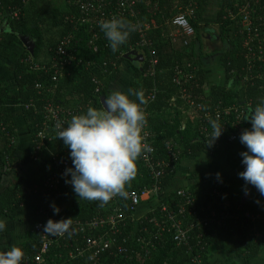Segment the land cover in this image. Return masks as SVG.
I'll list each match as a JSON object with an SVG mask.
<instances>
[{
    "label": "trees",
    "instance_id": "1",
    "mask_svg": "<svg viewBox=\"0 0 264 264\" xmlns=\"http://www.w3.org/2000/svg\"><path fill=\"white\" fill-rule=\"evenodd\" d=\"M244 1L250 2L231 0L216 10L218 36L215 37L207 34L208 29L204 26L208 24L202 22V16L208 9V0H158L156 3L152 0H133L131 11H134L136 16L126 14L120 19L132 24L138 19L141 24H154H150L151 27L144 30L143 38L135 28L127 42L113 53L99 26H91L90 23L77 19L80 12L72 4V0H0V60L7 62L16 55L12 71L17 87L16 97L26 130L33 139V147L39 144L36 132L40 117L34 115L32 110H25L24 105L32 100L40 109L44 95L35 88V85L36 83L53 85L50 83L53 70L51 68L33 70L25 59L31 56L33 62L49 65L52 63L51 58L59 41L69 38L70 44L62 58H72L61 70L63 75L56 84L55 97L58 100L67 104L82 105L83 111L80 114L86 112L90 106L96 109L103 108V98L115 91L110 86L123 62L132 65V74L128 71L127 75V90H143L147 100L148 95L154 94V99L148 100L147 105L143 106L145 126L149 130L152 145L165 161L167 143H176L180 150L174 170L161 180V191L171 187L176 169L185 159H195L202 155L212 157L224 155L229 166L235 168L238 173L243 171L245 166L238 156L230 152L233 145L228 141L231 134H237L238 139L240 137L233 126L235 115L226 116L222 111L232 104L243 106L245 110H254L260 100L264 99V54L262 60L253 59L252 51L257 47H253L251 51L243 45L244 36L239 32V24L223 17ZM111 2L114 5L116 0ZM252 3L256 4L253 5L255 10L262 8L264 11V0L257 3L253 0ZM186 8L193 9L188 21L194 33L185 37L187 43L184 44L181 37L170 36L169 20ZM14 10L18 15L11 18L10 14ZM260 34L264 36V24L260 27ZM20 36H25L33 42V55L24 47ZM208 38H213L215 42H212L213 40L208 42ZM143 39L146 41L144 45L141 44ZM213 43H216L212 45L214 47L209 46ZM93 45L96 46V50H93ZM41 47L46 56L38 61ZM205 48L208 50L204 51ZM215 55L219 58L222 81L206 87L203 61L204 59L206 62L210 61ZM151 59H156L152 74ZM186 62H192L197 66L191 72L193 77L181 78L180 84L175 86L171 81L174 76L173 69L177 65L181 68ZM183 71L186 72L185 69ZM246 74H250L251 78L245 79ZM93 77L101 82L102 89L99 92L94 91V86L90 82ZM120 89L121 92H125L123 91L125 88ZM7 93V83L0 78V174L13 172L17 163L16 153L18 149L25 147V143L19 140L11 111L5 105ZM130 99L136 98L130 96ZM85 104H88L87 108L84 107ZM181 110L189 112V116L194 117V119L190 117L183 127ZM216 111L221 114L219 118L213 115ZM198 112L208 113L210 119H216L221 126L224 125L222 134L211 146L199 136ZM245 124L248 126L247 129L251 128L250 120L244 119L241 127L243 128ZM207 127L211 128L209 122ZM244 130L246 128H243L242 132ZM51 144L56 145L55 149L48 154L44 163L32 176L9 183L0 193V213L9 218H14L22 212L39 217V210L48 212L50 209L53 210V203L56 205L60 200H67L70 204H66L59 213L51 216V219L60 221L69 218L72 226L74 220L103 216L111 205L110 201L101 207L98 201L80 199L74 194L72 187L63 184L66 179H62V183H54L55 188L49 186L51 175L54 172L59 173L58 165L52 164L51 155L54 153L57 158H63L65 153H69V149L63 144L62 139L55 137L43 150L34 152L32 148L31 154L34 160L38 159ZM190 177H193V184L183 188L192 193L197 212L194 217L186 215L181 217L183 224L181 226L187 232L186 246L176 244L173 239L174 231L168 227L169 225L163 230L159 227L146 226V222L143 221L135 228L127 219L120 224L115 233L108 228L100 231L99 234L107 233V240L112 243L107 250L95 256L97 263L191 264L194 256H200L202 264H212L211 254L220 251L231 253L232 259L228 264H247L255 259L264 248V222L252 218L264 213V200L260 196L257 199L255 187L246 185L240 177L242 194L235 197L229 184L221 177L220 179L211 176L201 177L198 174H191ZM151 183L152 180L144 170H141L136 172L134 179L127 183L125 188L130 185L133 190H139L143 186H150ZM246 188L249 196L248 199L242 200L241 196L245 194ZM74 197L78 202H73ZM182 201L181 197L176 196V192H172L163 197L160 203L163 202L175 209ZM207 203H211L215 220L203 227L202 219L205 212H200L199 207ZM139 210L144 211L145 208L140 207ZM246 213L249 217L245 216ZM147 214L148 212H145L144 215ZM34 225L35 220L16 245L24 253L22 264L25 258L29 259L40 247V235L35 231ZM81 235L70 236V240ZM68 237L67 234L60 237V245ZM78 244L82 246L81 242ZM61 247L50 248L45 264H91L85 258L69 257L68 251ZM143 248L149 253H142ZM85 255L89 256V252Z\"/></svg>",
    "mask_w": 264,
    "mask_h": 264
},
{
    "label": "built area",
    "instance_id": "2",
    "mask_svg": "<svg viewBox=\"0 0 264 264\" xmlns=\"http://www.w3.org/2000/svg\"><path fill=\"white\" fill-rule=\"evenodd\" d=\"M152 1L156 3L158 0ZM252 1L253 0L240 3L232 10L228 11L223 17L239 24V32L244 36L243 45L247 46L251 51L253 50V47H257L255 51H252L253 59L262 60L264 54V36L260 34V27L264 24V11L261 10L262 8L259 10L256 8L257 10H255V6L253 5L256 4L252 3ZM258 1L259 0H255L256 3ZM133 3V0H116L114 5L111 0H72V4L75 5L80 12V16L77 19L86 21L90 23L91 26H99V23L103 20L112 18L120 19L125 17L126 14L136 16V13L131 11ZM192 13L193 9L186 8L182 13L169 20V24L172 27L170 36L174 38L181 37L184 44L187 43L185 37L194 33L193 27L188 21ZM17 15L18 12L14 10L11 12L10 17L16 18ZM139 21V19L135 20V24L133 25H135V28L142 36L141 38H143L144 30L149 29L151 27L150 24L154 23L141 24ZM145 43L146 41L143 39L141 44L144 45ZM68 44H70L69 38H63L59 41V44L55 49V54L51 58L52 63L49 65L33 62L31 56L25 59V62L30 64L33 70H48L49 68L53 70V73L50 76V83L53 85H42L41 83H36L35 85V88L44 95L40 109L34 105L32 100L24 105L25 110H32L34 115L38 116V118L40 117L38 119L36 132V138L39 140V144L33 147L34 152L43 150L45 146L47 147L48 142L53 141V139L57 137L58 124L61 127H66L73 115H79L83 111L82 105L78 103L67 104L55 97L56 84L63 75L61 70L70 63V59L72 58H62V56L65 55V49ZM92 48L93 50H96L95 45H93ZM155 65L156 59H151V74V70H153ZM196 68V64L192 62L184 63L181 68L179 65L175 66L173 69L174 76L171 80L172 84L175 86L179 85L181 78L191 79L193 77L191 72ZM184 69L186 72L183 71ZM246 75L245 79L251 78L250 74ZM90 82L94 86L95 92H99L102 89L99 79L93 77L90 79ZM147 98L150 101L153 100L154 94L148 95ZM84 107L87 108L88 104H85ZM197 110L199 109L197 108ZM245 112L246 110L243 106H237L236 104L229 105L222 111L226 116L232 114L235 115L233 126L236 128L238 134L242 133L243 128L241 125L244 119L243 117L241 118V116L244 115ZM213 115L216 116V118H219L221 114L216 111ZM197 119L199 136L209 142L208 138H210L212 129L207 127V123L209 122L210 115L208 113L198 112ZM222 127L224 128V125ZM141 135L144 143L150 150L143 152L136 160V172L144 170L146 175L152 180L151 185L143 186L139 190H133L130 185H127L125 188L127 193L126 197H113L110 200L111 205L108 206L103 216L92 217L85 220H74L70 230L73 231V235H82L76 236L73 240H70L71 237H68L62 245H60L59 241L62 236L53 237L43 232L44 225L49 219H51V215L49 214L51 209L48 212L39 210V219L35 221L34 229L40 235V247L33 256L29 259H24V264H27L28 262L31 264H45L47 254L52 246H56V248L62 246L68 251L69 257H81L89 260L91 264H98V260H96L95 256L98 253L107 250L112 243L107 240V233L99 234L100 231L108 228L109 231L115 233L118 231L120 224L127 219L134 224L135 228L139 226V224H142L143 221L146 222V226L159 227L163 230L169 225L168 227L174 231L173 239L176 244L187 245V232L184 231L181 226L183 225L181 217L185 215L188 217H194V215H196L197 206L195 205V199L193 198L192 193L183 187L173 191L176 192V196L181 197L183 200L182 204L177 205L175 209L168 207L163 204V202L160 203V200H162L163 197L170 194L169 189L161 191L160 183L167 173L174 170L180 154L179 147L176 143H167L165 146V156L167 161H165L163 157H161V154L158 155L156 153L155 148L152 145V140L149 138V130H147L145 125L143 126ZM237 138V134H231L229 135L228 141L233 143ZM53 154L51 155L52 164L58 165L57 172L59 173L56 174L54 172L51 175L49 178V186L55 188L56 185L54 183H62V179H70V173L67 176L63 175V173L66 168L72 166V162L69 153H65L63 158H57V156ZM48 164L45 165V168L48 167ZM49 166H51V164H49ZM63 176L65 177L62 178ZM63 184L72 187L70 183H65V181ZM255 194L257 199L259 198L258 196H260V198L264 200V196H261L258 191H256ZM140 207L145 208V210L140 211ZM199 211L205 212V217L202 219L203 227H206L215 220V213L211 208V203L200 206ZM145 212H148V214L144 215ZM245 216L249 217V214L246 213ZM252 218H257L264 222V213L252 216ZM84 233H89V235H85ZM73 235L71 236L73 237ZM79 242L82 243V246H79ZM92 249L94 250L93 252ZM88 252L89 256L85 257V254ZM142 253L148 254L149 251L143 248ZM191 264H202L200 256H194L191 259Z\"/></svg>",
    "mask_w": 264,
    "mask_h": 264
},
{
    "label": "clouds",
    "instance_id": "3",
    "mask_svg": "<svg viewBox=\"0 0 264 264\" xmlns=\"http://www.w3.org/2000/svg\"><path fill=\"white\" fill-rule=\"evenodd\" d=\"M99 28L113 53L135 31V25L117 18L101 21ZM130 96L136 99H130ZM147 103L143 90L129 89L127 94L115 90L103 98V108L90 106L83 114L73 115L66 127L57 125L56 138L62 139L69 149L72 162V166L63 173L65 176L71 174L65 183L72 185L78 198L98 201L103 207L115 196L126 197L125 186L136 175V160L150 150L141 135L146 124L143 106ZM242 117L250 120L251 128L247 129L245 124L243 128L246 130L232 143L234 146L240 140L246 146V151L240 153L245 168L238 175L246 185L255 187L264 196V99L254 110H246ZM209 124L212 132L207 144L211 146L222 134L223 127L216 119H210ZM216 176L220 179L219 172ZM52 208L54 213H59L60 209L54 203ZM4 228V222L0 221V231ZM70 229L69 218L60 221L49 219L43 232L53 237L65 234L70 237L73 235ZM23 256L21 248L12 246L0 253V264H22Z\"/></svg>",
    "mask_w": 264,
    "mask_h": 264
},
{
    "label": "crops",
    "instance_id": "4",
    "mask_svg": "<svg viewBox=\"0 0 264 264\" xmlns=\"http://www.w3.org/2000/svg\"><path fill=\"white\" fill-rule=\"evenodd\" d=\"M230 1L231 0H208V9L202 16V22H206L208 24L207 26H204L205 29L217 32L216 10H218L222 6H225ZM202 22L200 23L201 25H203ZM170 28L172 30L171 26ZM215 44L216 43H213L212 45ZM15 59L16 55L8 59L7 62L4 60L3 65H0V78L7 83L8 93L5 105L7 109L11 111L13 121H15L18 130L19 140L25 143V147H21L16 153L17 163L14 167L13 172L9 174H0V193L7 187L9 183L32 176L37 171V169L44 163V160L48 157V154H50L56 147L55 144L49 145V147L45 150V152H43V154L38 159L34 160V158H32L31 156L33 148V139L26 130L25 122L22 118L21 107L18 102V98L16 97L17 87L12 72ZM219 65V58L216 55L212 57L210 61L207 60L206 62L204 59L202 67L205 72L206 87L211 84L219 83V81H222ZM131 68L132 65L128 63L123 62L121 64L119 73L115 76L113 83H111L110 87L112 90L121 91L120 88L123 87L125 88V90L123 89V91H125L124 93H128V85L126 86L128 80L127 75L128 71H131ZM130 73L132 74V71ZM124 77H126V81L124 80ZM181 114L183 115L181 119L182 127L184 126L185 122L190 119V117L194 119L193 115L189 116V112L187 113L184 110H181ZM26 144H28V146ZM243 151H246V146L241 144L240 140H238L237 142H235V145L231 148L230 152H232V154H234L236 157L238 156L239 159L242 160L240 153ZM30 157L32 159H30ZM218 159L219 158H216L214 156L212 157L202 155L195 159H185L180 162L178 168L176 169L172 185L169 188V193H172L180 187L192 185L194 180H192L193 177H190L191 174H198L201 177H217L216 173L219 172L220 177L223 178L226 183L229 184L231 190L233 191V195L235 197L241 195V179L238 175L237 170L229 166L226 161L220 162L218 161ZM72 199L73 202H78L76 197ZM64 201L60 200L56 203V206H58L60 210L64 206H66V204L69 203L67 200L65 202ZM49 214L54 215L55 213L51 209ZM37 219H39L38 216H33L27 212H22L14 218H9L5 214L0 213V221H3L5 224L4 230L0 231V253L7 251L12 246L18 245L21 241V238L29 230L31 222ZM231 259V253L227 251H220L213 252L211 254L210 262L212 264H228ZM247 264H264V248L259 251L255 259L251 260Z\"/></svg>",
    "mask_w": 264,
    "mask_h": 264
},
{
    "label": "water",
    "instance_id": "5",
    "mask_svg": "<svg viewBox=\"0 0 264 264\" xmlns=\"http://www.w3.org/2000/svg\"><path fill=\"white\" fill-rule=\"evenodd\" d=\"M207 34H208L209 36H215V37L218 36V33H217L216 31H212V30H208V31H207ZM19 38H20L22 44L24 45V47L28 50L29 54L33 55V49H34V44H33V42H32L31 40H29V39H28L27 37H25V36H20ZM248 195H249L248 193H247V194L245 193V194L242 196V200H246V199H248Z\"/></svg>",
    "mask_w": 264,
    "mask_h": 264
},
{
    "label": "rangeland",
    "instance_id": "6",
    "mask_svg": "<svg viewBox=\"0 0 264 264\" xmlns=\"http://www.w3.org/2000/svg\"><path fill=\"white\" fill-rule=\"evenodd\" d=\"M51 32V31H50ZM213 40V38H211V39H207V41L208 42H211ZM214 41V40H213ZM210 46L212 45V44H209ZM40 50H41V53H40V55H39V57H38V61L41 59V57H43V56H46L45 55V53H44V49L41 47L40 48ZM207 50V48H205L204 49V51H206ZM3 60H0V65H3V62H2ZM128 79V78H127ZM124 80L126 81V77H124ZM26 134V133H25ZM26 136H28V135H26ZM27 146H28V144H26ZM216 157V156H215ZM216 158H219L218 159V161H220V162H223V161H226V157H224V155L223 156H217ZM226 163H227V161H226ZM223 165V164H222Z\"/></svg>",
    "mask_w": 264,
    "mask_h": 264
}]
</instances>
